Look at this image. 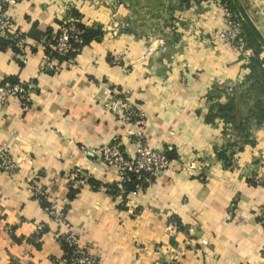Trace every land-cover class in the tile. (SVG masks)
Instances as JSON below:
<instances>
[{
	"label": "crops",
	"instance_id": "crops-1",
	"mask_svg": "<svg viewBox=\"0 0 264 264\" xmlns=\"http://www.w3.org/2000/svg\"><path fill=\"white\" fill-rule=\"evenodd\" d=\"M16 1L11 30L28 40L22 49L0 45V84L34 88L28 111L0 105V145L20 167L13 177L0 171V264H67L59 236L68 227L98 264H264V118L256 107L264 96L253 48L218 39L217 0ZM241 1L264 37V0ZM65 16L88 40L74 67L41 72L45 41ZM117 91L145 115V145L171 160L151 183L124 192L95 153L116 137L127 156L137 148V126L124 129L105 109ZM229 102L225 122L219 107ZM79 171L90 183L77 188L70 178ZM33 183L45 199L30 195ZM51 204L67 209L64 222Z\"/></svg>",
	"mask_w": 264,
	"mask_h": 264
},
{
	"label": "built area",
	"instance_id": "built-area-1",
	"mask_svg": "<svg viewBox=\"0 0 264 264\" xmlns=\"http://www.w3.org/2000/svg\"><path fill=\"white\" fill-rule=\"evenodd\" d=\"M16 0L0 2V38L6 37L8 46L22 49L28 40L26 35H21L11 30V6ZM223 13V29L218 34V39L227 47L246 52L245 32L243 23L230 8L226 1L217 0ZM79 20L72 16H65L59 20L57 31L45 41L41 72H55L59 63H65L66 67L72 68L76 64V57L83 47V29L78 25ZM125 55L119 54L115 57L117 63L122 62ZM34 88L30 81H4L0 84V105L10 102L15 103L24 113L29 110L30 97ZM105 109L112 113L122 123L124 129H128L132 124L137 126V130L130 133V137L136 140L138 145L134 155L127 156L123 143L116 137L110 144L102 145L96 149L95 153L101 158L104 165L115 171L118 180L115 182L117 192H124L126 184L135 181L136 189H141L143 185L151 183L154 176L167 169L171 160L164 149H155L145 145L146 125L143 112L131 104L129 92L117 91L105 103ZM259 164L264 169V156L259 159ZM232 165H235L232 159ZM19 164L10 155L7 147L0 145V171L13 177L19 172ZM39 178L38 174L32 177ZM74 185L88 183V177L82 172H75L73 177ZM72 180V181H73ZM77 186V188H78ZM30 195L38 200L46 198L47 190L42 185L33 183L30 187ZM67 209H57L55 204L49 208L50 215L64 222ZM259 220L264 223V203L257 210ZM59 243L66 249L72 251L70 264H98L96 255L92 254L87 246L78 243L77 234L68 227L59 236Z\"/></svg>",
	"mask_w": 264,
	"mask_h": 264
},
{
	"label": "trees",
	"instance_id": "trees-1",
	"mask_svg": "<svg viewBox=\"0 0 264 264\" xmlns=\"http://www.w3.org/2000/svg\"><path fill=\"white\" fill-rule=\"evenodd\" d=\"M223 1H226L227 4L230 6L231 10L237 15V13H236L233 5H232L231 0H223ZM78 25H79V27H81V29H83L82 38H83V45H84L85 42L88 40L89 32L87 29H85V27L80 22L78 23ZM243 29L245 32V41H246L247 45H249L254 50V57L251 59V63H250L252 69L254 71H256V77H255L256 82L254 83V85L257 86V91H258L257 93H259V96H264V71H261L260 73H258V67L262 64L261 60H259V58H258V55L261 53V49H260L259 44L257 43L256 39L254 38V36L244 26V24H243ZM6 43L8 44L7 39L5 40V39L0 38V45L1 46L3 44H6ZM11 82H14V81H11ZM256 107H257V111H258L257 119L260 120V119L264 118V103L258 102ZM230 108H231L230 102L225 106L219 107V116L225 122L230 120L229 115H228ZM240 129L242 130V129H244V127H241ZM89 180L90 179H88V182L90 183ZM136 184L137 183L135 181L130 182V183L126 184L125 189L126 190H133V189H135ZM114 188H115V185H114ZM114 193H116V191H114ZM62 248L64 250V258H65L67 264H70V257L72 255V251L66 249L65 246H62Z\"/></svg>",
	"mask_w": 264,
	"mask_h": 264
},
{
	"label": "water",
	"instance_id": "water-1",
	"mask_svg": "<svg viewBox=\"0 0 264 264\" xmlns=\"http://www.w3.org/2000/svg\"><path fill=\"white\" fill-rule=\"evenodd\" d=\"M232 5L242 21V23L247 27V29L253 34L256 41L260 44L261 48L264 51V37L261 32L258 30L250 16L248 15L243 3L241 0H231Z\"/></svg>",
	"mask_w": 264,
	"mask_h": 264
},
{
	"label": "rangeland",
	"instance_id": "rangeland-1",
	"mask_svg": "<svg viewBox=\"0 0 264 264\" xmlns=\"http://www.w3.org/2000/svg\"><path fill=\"white\" fill-rule=\"evenodd\" d=\"M245 26V25H244ZM246 27V26H245ZM247 28V27H246ZM251 33V32H250ZM252 34V33H251ZM253 35V34H252ZM258 43V42H257ZM259 44V43H258ZM248 47H250L249 45H248ZM259 47H260V49H261V53L258 55V58H259V60H261V62H262V64L258 67V73H260L261 71H264V51H263V49L261 48V46H260V44H259ZM253 52H254V50H253Z\"/></svg>",
	"mask_w": 264,
	"mask_h": 264
}]
</instances>
